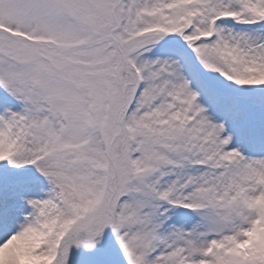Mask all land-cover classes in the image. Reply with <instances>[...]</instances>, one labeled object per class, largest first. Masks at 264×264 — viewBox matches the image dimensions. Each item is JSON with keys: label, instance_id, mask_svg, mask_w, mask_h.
Wrapping results in <instances>:
<instances>
[{"label": "snow or ice", "instance_id": "obj_1", "mask_svg": "<svg viewBox=\"0 0 264 264\" xmlns=\"http://www.w3.org/2000/svg\"><path fill=\"white\" fill-rule=\"evenodd\" d=\"M0 264H264V0H0Z\"/></svg>", "mask_w": 264, "mask_h": 264}]
</instances>
